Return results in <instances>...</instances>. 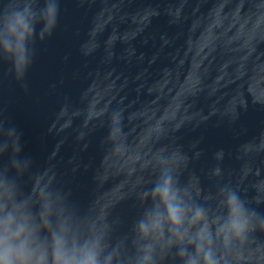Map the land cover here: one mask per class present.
Here are the masks:
<instances>
[{
	"label": "water",
	"instance_id": "1",
	"mask_svg": "<svg viewBox=\"0 0 264 264\" xmlns=\"http://www.w3.org/2000/svg\"><path fill=\"white\" fill-rule=\"evenodd\" d=\"M25 8L20 60L3 39ZM165 170L189 215L202 206L218 264H264V216L219 231L233 191L264 212V0H0V217L26 224L0 242L8 258L78 264L97 246L101 264H138L152 244L154 264H184L193 244L137 227Z\"/></svg>",
	"mask_w": 264,
	"mask_h": 264
},
{
	"label": "clouds",
	"instance_id": "2",
	"mask_svg": "<svg viewBox=\"0 0 264 264\" xmlns=\"http://www.w3.org/2000/svg\"><path fill=\"white\" fill-rule=\"evenodd\" d=\"M58 7H47V30L49 32L56 25ZM35 32L34 27L29 21V9L25 8L23 12H16L11 18L6 20V35L3 39L4 52L13 58L19 53V59H24L26 52V43L30 36ZM15 41V48H13ZM18 151V147H17ZM218 171V170H217ZM173 175L165 170L161 173L160 178L150 189L146 190L145 198L153 201V208L146 210L143 217L137 221V227L141 238L149 239L162 236L165 225L168 226V244L175 243L184 245L187 240L188 244L194 245V251L189 252L187 247H181L178 255L184 259V264H218L214 258L211 248L207 245L212 242L211 226L207 222L202 206H197L194 212L189 215L187 207L182 203L179 197V189L174 187ZM257 203H260L257 201ZM161 205L163 208L161 209ZM4 210L0 208V212ZM264 216V212L252 209L251 212L245 207L240 195L235 191L227 197V220L224 225L219 227L221 233L232 234L240 237L250 229L255 230L251 223L252 217ZM13 224H16V215L6 213L0 217V229L5 233L0 236V242L6 239L7 234L12 230ZM185 224L188 228L185 229ZM199 226L198 230L189 235V230ZM25 223L16 224L15 234L20 235L24 232ZM264 230V225H261ZM152 244L144 246V253L138 258V264H154L152 256ZM110 257L106 259L105 264H110ZM0 264H15L8 258L7 249L0 248ZM78 264H101L98 257L97 246L87 249L86 254L78 261Z\"/></svg>",
	"mask_w": 264,
	"mask_h": 264
}]
</instances>
